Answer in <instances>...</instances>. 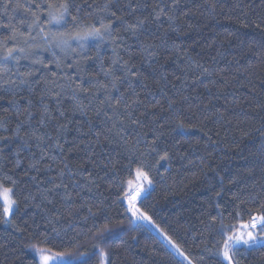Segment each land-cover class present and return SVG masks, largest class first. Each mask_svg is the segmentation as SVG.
<instances>
[{
	"label": "trees",
	"instance_id": "16d2710c",
	"mask_svg": "<svg viewBox=\"0 0 264 264\" xmlns=\"http://www.w3.org/2000/svg\"><path fill=\"white\" fill-rule=\"evenodd\" d=\"M35 2L42 3L44 0H35ZM46 2L58 6L65 0H46ZM68 2L71 3L72 0ZM123 2L126 0H122ZM153 2L157 0H148L149 5ZM162 2L171 4L172 0H162ZM75 3L98 5L102 4L103 0H75ZM150 13L149 6L138 10L136 14L149 16L151 19ZM184 13H187V16L183 15ZM75 14L74 12L73 15ZM8 15L14 16L12 23L18 28L20 21L25 19L19 11L13 13L9 10ZM80 15L90 23L95 22L94 8H86ZM176 15L179 19L172 27L178 25L179 32L172 31L166 17L162 16L159 25L150 24L144 33V37L161 45L158 56L153 59L151 65L147 62L141 63L143 58L137 55L140 46L136 37H126L125 47L130 46V54L119 51V55L124 60L139 65L144 77H147L144 80L147 89L140 84L136 89L144 100V105L139 107L137 115L145 113V105L149 109L141 117L148 122L147 126L140 131L146 132L154 127L151 123L153 105L159 101L167 109L168 97L177 101L178 119L183 120L185 125L184 128H176L173 122L176 117H170L168 112L161 113L168 118L164 139L172 159L170 162H160L159 175L155 170L149 171V178L154 182L153 186L137 203V208L147 212L155 223L146 220L136 221L128 210L129 206L124 198V193L127 191L126 182L135 178L137 165L133 163L130 168L125 167L128 161L123 159L122 147L114 143L97 145L94 147L96 158L102 159L107 156L113 162L119 161L117 170L115 174L110 170L107 173L100 169L96 170L95 174L102 177L99 189V193L103 194L102 197L95 190L89 193L87 189L82 195L91 205H95L103 198L105 211L95 217H89L85 209L74 218L72 227H69L66 218L61 219L60 224L56 225L62 230L60 239L53 243H45V234L49 237L53 236L51 227L42 215L33 218V211L38 210L25 209L12 219L21 226H24L23 221L27 220L29 228L26 233H17L11 224L0 223V245L3 246L0 247V264H12L17 256L21 258L22 264H39L36 255L40 253L35 249L24 247L31 243L37 244L40 248L51 249L47 252L49 254L70 253L69 256L75 260L73 264H102L104 258L100 254V249L109 253L108 264H177L182 257L175 253L164 233L186 250L193 246V237L203 231L207 237V246L215 253L216 248L222 247L217 242L223 237L216 229H213L212 234L209 235L208 230L200 223L201 220L206 221L209 216H217L220 212L223 214L224 224L237 225L239 229V225L247 223L250 219L246 209L253 215L264 214V206H262L264 201L257 204L251 202L248 197L242 196L243 202H232L233 192L253 183L248 176L250 171L256 180L260 181L264 178V136L261 135L264 133V109L257 107L258 102L264 103V23H262L264 0H179ZM45 18L42 16L41 20ZM0 23H8L2 11H0ZM113 26L120 34H124L123 26L118 22H114ZM68 30H73V25L69 24ZM20 31L24 35H18L16 45L27 47L25 44L27 24L20 28ZM32 34L36 35V32ZM8 36L9 32L6 29L0 30V41L8 40ZM161 41L165 43L161 44ZM36 43H39V37ZM7 46L13 45L9 42ZM73 46L75 47V44ZM84 52L88 59L86 62L81 59L79 66L73 64L69 55L67 63L62 65L61 69H57L56 65L51 63V53L43 52L44 65L47 68L40 65L30 67L31 59L21 58L19 65L15 62L7 63L6 67L10 72L0 73V85H3L0 87V118L8 123L7 130L0 128V136L11 137L15 124L18 120L24 119V116L18 118L15 115L14 109L9 104L13 97L7 94L8 85H4L5 80H17L16 75H13L17 70L20 73L31 71L33 77L30 79L36 80L42 76L51 80L54 78L53 73L56 78L76 77L73 87L76 83H83L84 88L90 89V92L80 93L77 97L84 110L74 111L76 102L72 99L71 89L65 86L59 105L65 116L59 119V122L71 121V123L68 124L61 139L64 151L54 150L57 160L51 162L45 157L41 161V168L52 163L51 170L39 173L36 170L29 171L32 160L40 158V149L34 142L31 147L24 148L19 157L16 156L17 146L21 143L18 138L7 145L0 144V147L4 148L6 157L0 165V179L7 174L17 180L15 186L17 199L22 200L30 192L37 194L38 188L49 186L38 185L31 177L37 176L40 180H47V177L56 175V168L62 167L61 160L64 157H67L69 165L73 168L85 161L89 155V143L95 138L93 133L103 136L106 127L110 126L103 112L97 115L96 109L104 96L92 95L96 92V87L94 83H88V78L109 83L101 68L108 67L114 59L113 45L110 41H105L97 46V42L90 40L84 46ZM2 55L3 49L0 48V56ZM196 65L207 67L212 75H203L202 69L197 68ZM117 75L122 73L117 72ZM161 75H166L167 79L161 80ZM81 76L85 78L83 81L79 78ZM222 78L228 83H222ZM213 80L216 81L215 84L212 83ZM125 88L126 85L121 86L120 91H125ZM253 88L255 96L250 94ZM44 89L45 84L41 80L38 84L34 83L31 88L22 87L15 96L20 102L21 111L27 107L25 98L34 101L36 107L32 109L33 125L37 123L39 111L42 110L39 97ZM112 94L118 95L115 92ZM234 98H239L240 102L234 104L232 102ZM43 103L47 104L53 114L59 118L55 98L49 96ZM221 114L223 119H220ZM89 127L92 129L91 133ZM27 131L29 126L25 124L22 126L21 135ZM47 131L55 135L54 123L48 126ZM126 131L129 139L135 140V133L131 129ZM140 147L144 150L143 144ZM17 159L20 164L14 168ZM148 159L154 162L158 157ZM85 168L91 169V165L85 164ZM233 179L239 183L233 185L231 183ZM5 184L11 186L7 182ZM221 188L224 189V194L218 200L220 207L217 209L215 192L220 191ZM56 206H60L59 198L56 200ZM93 211H96L95 207ZM0 212H2V203H0ZM236 213L240 216L237 217ZM84 217L88 218L84 219ZM217 219L219 220L218 216ZM105 225L109 231L103 233V239L94 238L93 233L104 228ZM157 225L159 228L156 227ZM160 229H163V232ZM196 245L199 247L195 251L187 253L191 259L203 254L204 242L197 240ZM240 253V264H264V247L257 245L246 248L241 245ZM206 259L209 260V264H218V262L227 264V261L220 256L214 255ZM183 264H187V261H183Z\"/></svg>",
	"mask_w": 264,
	"mask_h": 264
},
{
	"label": "snow or ice",
	"instance_id": "6c2138e0",
	"mask_svg": "<svg viewBox=\"0 0 264 264\" xmlns=\"http://www.w3.org/2000/svg\"><path fill=\"white\" fill-rule=\"evenodd\" d=\"M151 7V13L149 16L137 15L138 10ZM86 8H94L96 12L95 22L90 23L86 18L80 14L82 10ZM179 8V0H172L171 4H165L162 0L151 3L149 5L148 0H126L122 3V0H103L102 4L88 5V4H77L75 0L68 2L65 0L60 5H54L47 3L46 0L42 3H36L35 0H2L0 2V11L3 12L4 19L8 23H0V30H7L9 32L8 40L0 41V48L3 49V55L0 56V73L10 72V69L6 67L8 62H15L19 65L20 59H31L30 67L37 65L44 66L43 52L51 53V63L55 64L57 69H61L62 65L67 63L69 55H71L73 64L79 66L80 60L83 59L85 62L88 57L84 52V46L88 41L97 42L103 44L105 41H110L113 45L114 59L111 60L110 65L106 68L102 67L101 72L104 77L109 80V83L105 84L100 81H96L95 78H88L89 84H95L96 92L92 93L93 96L98 97L103 94L104 99L99 101V105L96 109L97 115L101 112L104 113L106 119L110 122V126L106 127V131L103 136L99 133H93L94 140L89 143V155L87 159L80 164H77L74 168L71 167L67 161V157L61 160V166H57L56 175L47 177V180H40L37 176H32L31 179L38 185L48 184L49 186L38 188L37 194L31 192L24 196L22 200L15 198V186L17 180L12 175L5 174L0 179V203H2V212H0V223L11 224L17 233L24 234L28 231V221H23L21 226L16 223L13 216H19L25 209L32 208L38 211H33V218L36 215H42V218L51 227L53 236L49 237L47 234L44 236L45 243H53L55 240L60 239L62 230L57 228L56 225L60 224L61 219H67L69 221V227H72V222L75 217L79 216L83 210H87L89 217H95L98 213L105 211L104 199H99L95 205L89 204L88 200L82 195V192L87 189L89 193H93L94 190L99 193L101 188L99 177L95 174L97 169H100L107 173L109 170L116 173L117 164L119 161L113 162L110 157H104L98 159L95 156L94 147L99 145L103 146L105 143L116 144L118 147H122L124 151L123 159L128 161L125 167L130 168L133 163L137 166L135 168L136 182L128 180L127 187L128 191L124 193V198L127 199L129 208L128 210L132 213V216L137 221H149L155 223L152 217L147 212L141 211L136 207V202L146 191L145 183L148 188L151 189L153 186V180L149 178V171H157L161 161H171L172 155L166 143L164 129L166 127V117L162 116L161 113L168 112L170 117H176L173 122L176 128H184L183 120L178 119L179 109L176 107L177 101L168 97L167 109L157 101L153 105L151 123L154 127L149 128L148 131H140L147 126V121L142 120L141 117L149 111L145 105V113H139L138 109L141 105H144V100L141 99L140 93L137 92V85H142L147 89V84L144 80L143 72L139 65L130 63L129 60H124L119 55V51H125L130 54V46L125 47L127 40L126 37H136L139 42V53L143 59L141 63H153V59L158 56V50L161 45L156 44L152 40L144 37V33L148 30L150 24L159 25L161 17H166L169 22V27L174 32H179V26L172 27L176 24L179 17L176 15V11ZM11 10L13 13L22 12L25 19L20 21V27L12 23L14 16H9L8 12ZM76 13L73 15V13ZM119 13V15L117 14ZM183 15L187 16V13ZM46 17L43 21L41 17ZM107 18V22H105ZM114 22H118L123 26L124 34H120L114 28ZM264 23V21H262ZM27 24V37L25 44L27 47H19L16 45L18 35H24L20 31V28ZM73 25V30H68V25ZM98 24V26H97ZM245 26H247L245 24ZM259 27V25H257ZM47 28V30H46ZM36 35H33V32ZM37 37H39V43H36ZM141 37H144L143 39ZM12 43V47H8V43ZM165 43L161 41V44ZM75 44V47L73 46ZM79 49V51H78ZM59 53V55H58ZM101 63H103L101 61ZM71 67V65H69ZM163 67V65H160ZM197 68L202 69L203 75L211 76L212 72L203 65H196ZM155 71V69H153ZM117 72L122 75H117ZM239 72V69L237 70ZM13 75H16L17 80L8 79L4 81V85H8L7 94H10L13 98L9 101L10 106L14 109L15 115L19 118L24 116V119L18 120L15 124V129L12 136H0V144L7 145L12 143L13 140L19 139L21 143L17 146L16 156L19 157L21 151L26 147H31L32 143L40 149L39 160L33 159L29 164V171L36 170L37 173L51 170L52 163L40 167L41 161L48 157L51 162L57 160L55 154L56 149L63 152V145L61 139L64 137L65 132L68 128V124L60 123L59 119L65 116L63 110L59 109L61 104V95L64 92L65 86L71 89L72 99L75 103L74 111H83L82 104L77 100L80 93H88L90 89L84 88L83 83H76L73 87V82L76 77H60L56 78L53 73V79L49 80L45 77L40 79H30L33 77L31 71L27 73H20L18 70ZM78 75V73H77ZM83 81L84 77H79ZM166 75H161V80H166ZM43 80L45 89L41 93L39 100L41 102V111H39V119L35 125H33L34 113L32 109L36 107L32 99H27V107L21 111L20 102L15 99L16 93L22 87L31 88L32 85L40 83ZM63 81V82H59ZM222 83H228V81L222 78ZM216 83L215 80L212 81ZM51 85V86H49ZM126 85L125 91L121 92V86ZM3 87V85H0ZM113 92L117 93V96H113ZM251 95L255 96V89H252ZM53 97L56 100L59 112V118L53 114V111L43 101L47 97ZM154 98V97H153ZM187 99V97H184ZM234 104L240 102L239 98H234L232 101ZM257 107L264 109V103H257ZM109 112L111 115H109ZM220 119H223L221 114ZM54 123L55 135L52 132L47 131L50 124ZM27 124L29 131L21 135L22 126ZM0 128L7 130L8 123L3 118H0ZM42 129H44L42 131ZM127 129H131L135 133V140H130L127 134ZM78 131L80 129H77ZM92 132L89 127V133ZM149 134H151V140H149ZM219 135V133H217ZM264 136V133L261 134ZM144 145V150H141V145ZM75 150V149H73ZM149 157H158L154 162L150 161ZM6 159L4 156V148L0 147V165ZM106 161V162H105ZM20 164L17 159L14 168ZM85 164H90L91 169L85 168ZM145 169H148L146 171ZM14 170V169H13ZM168 171V169H165ZM27 174V173H26ZM249 178L253 180L251 185H245L244 188H238L236 192L232 193V202L242 201V196L248 197L251 202L261 204L264 201V178L258 181L255 179L254 174L250 171L248 173ZM164 177L161 175V179ZM5 182L11 186H6ZM123 183V182H121ZM233 185L239 183L236 179L231 181ZM259 184V188H257ZM250 189V190H248ZM62 190V195H61ZM75 193V194H73ZM224 194V189L215 192V198L217 199L216 207L219 209L218 203L219 198ZM102 197V193H99ZM59 198L60 206H56V200ZM38 201V202H37ZM79 202V203H78ZM23 205V206H22ZM264 206V204H262ZM93 207L96 211H93ZM64 209L63 211L61 209ZM250 219L247 223L239 225V228L244 231H239L237 225H226L224 224L223 214L218 212L217 216H209L208 219L201 220L200 223L208 230L209 235L212 234V230L216 229L223 239L218 241L222 247L216 248L213 253L212 248L207 246V237H205L202 231L198 236L193 237V246L188 249H182L181 245L177 243L171 236L164 233L175 253L182 257L181 261L177 264H183V261H187V264H209V260L206 257L220 256L223 257L227 264H240L241 253L240 246L244 245L246 248H253L257 245L264 247V214L253 215L246 209ZM239 217L240 214L236 213ZM88 217H84L87 219ZM218 225V228H217ZM39 227V225H36ZM159 228V226H156ZM109 231L107 225L102 229H98L97 232L93 233V237L96 239H103V233ZM163 232V229H160ZM200 240L204 242L203 254L191 259L188 256L189 251H195L199 246L196 245V241ZM187 243V242H185ZM0 247H3L0 245ZM26 248L35 249L40 253V259L42 264H69V262L63 260V257L71 255L67 252H57L54 255H47L51 249L40 248L37 244L31 243L24 245ZM215 247V245H213ZM100 254L104 258L105 264H107L109 253L103 249H100ZM171 258V254H169ZM12 264H22L21 258L16 257V260ZM219 264V262H218Z\"/></svg>",
	"mask_w": 264,
	"mask_h": 264
},
{
	"label": "rangeland",
	"instance_id": "374dc122",
	"mask_svg": "<svg viewBox=\"0 0 264 264\" xmlns=\"http://www.w3.org/2000/svg\"><path fill=\"white\" fill-rule=\"evenodd\" d=\"M133 182H134V183L136 182V177L133 179ZM144 186H145V188H146V191L142 194V196H141V198H140L139 200H141L143 197H145V196L148 194V192L150 191V189L148 188V186H147L146 183H145ZM128 190H129V189H128V187H127V191H128ZM139 200H137V202H136V207H137V203L139 202ZM126 202H127V205L129 206L127 199H126ZM134 218H135V217H134ZM135 220H136V218H135ZM136 221H137V220H136ZM146 224H147V222H146ZM147 226L150 227L149 224H147ZM238 230H239V231H244V229H242V228H239ZM46 254H47V255H54V254H49V253H46ZM36 258L38 259L39 264H42V261H41V259H40V254H37V255H36ZM63 260L69 262V264H73V263L75 262V260L72 259L70 256H65V257H63ZM49 264H52V262L50 261ZM57 264H59V262H57ZM102 264H105V261H103ZM107 264H108V261H107Z\"/></svg>",
	"mask_w": 264,
	"mask_h": 264
},
{
	"label": "water",
	"instance_id": "95a60500",
	"mask_svg": "<svg viewBox=\"0 0 264 264\" xmlns=\"http://www.w3.org/2000/svg\"><path fill=\"white\" fill-rule=\"evenodd\" d=\"M145 222V221H144Z\"/></svg>",
	"mask_w": 264,
	"mask_h": 264
}]
</instances>
